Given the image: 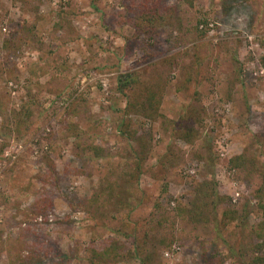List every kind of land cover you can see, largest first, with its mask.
Instances as JSON below:
<instances>
[{
  "label": "rangeland",
  "instance_id": "obj_1",
  "mask_svg": "<svg viewBox=\"0 0 264 264\" xmlns=\"http://www.w3.org/2000/svg\"><path fill=\"white\" fill-rule=\"evenodd\" d=\"M121 1L0 0V264H99L112 237L123 253L104 264L146 253L144 264H202L204 248L220 264H253L262 180L230 160L264 163V0H164L152 33ZM121 73L158 96L155 116L125 112ZM141 148L144 172L131 176ZM107 177L120 188L100 213L90 198ZM211 177L240 217L224 205L208 220L187 212ZM45 198L49 214L35 218Z\"/></svg>",
  "mask_w": 264,
  "mask_h": 264
},
{
  "label": "trees",
  "instance_id": "obj_2",
  "mask_svg": "<svg viewBox=\"0 0 264 264\" xmlns=\"http://www.w3.org/2000/svg\"><path fill=\"white\" fill-rule=\"evenodd\" d=\"M164 0H122L121 4L126 13L123 14L126 18H128V22H132L136 29H140L141 32L145 33H152L154 31V24L153 19L156 14L159 13V7H162ZM189 6H193L197 0H183ZM164 16H159L158 20L163 19ZM12 41L7 40L5 42L6 47H10ZM264 63V57L262 58ZM138 74L137 73H121L117 77V91L125 97L126 100V108L125 112L130 114L132 110L140 111V113H144L147 116H155L159 110V99L155 93H152V90L149 88H139L138 87ZM132 96L135 97V100H132ZM124 125H129L125 120L122 121ZM127 132V131H126ZM183 136L190 140V136H192V132L190 133L189 129L183 134ZM140 143H145V139L140 138ZM98 150V155H100V149L95 148ZM147 153L146 148H141L140 150H136L135 154H137V163L134 166V170L129 174L133 176L135 173L137 176H140L143 171V163L145 161L144 155ZM47 163L50 173L56 175L55 173V163L52 159L47 157ZM230 164L232 168H245L248 165L254 170L262 180L261 185L256 190V197L259 199V206L262 208L264 213V163H261L256 156H248V154L243 153L233 157L230 160ZM80 171V170H79ZM81 172H84L81 170ZM51 177H49L50 179ZM52 179V178H51ZM107 181L101 183V187L99 189L98 194H94L90 198V205L93 207H97L102 213L104 208H99L102 204L111 201L114 198V194L116 188H120V183L116 182H109V178L107 177ZM103 187V188H102ZM195 197L190 202L188 206V211L191 217L198 218L199 220L210 219V216L215 214V210L220 206L224 205L226 207L225 211L223 212L224 217L230 220L237 219L239 214L236 209L230 208L231 207V200L226 195H221L218 191L217 181L214 177L205 180L197 184L195 190ZM166 192V189L163 190V193ZM98 203V206L96 205ZM51 204V200L49 201L47 198L45 199H36L33 204L31 205V213L37 216H47L49 214V205ZM182 210V208H181ZM103 215V214H102ZM212 218V216H211ZM126 239L133 238V252L137 256H141V244L140 238L137 237L135 232H131L130 230L126 229L123 232ZM257 236L260 239L255 246L256 249L260 251L258 256H255L252 259L253 264H264V217L263 221L260 223L259 228L257 230ZM148 232L143 234V242H147L148 240ZM124 242H121L118 239L110 238L106 241V247L104 250H96L98 263L104 264L108 263L110 260H116L120 257L123 253V246ZM144 245V244H143ZM102 260L104 262L102 263ZM143 264L146 260L149 259V253L145 254V257H141ZM23 261V260H22ZM20 261V264H25ZM101 261V262H100ZM223 261L222 258L218 254H210L209 251L204 248L202 255H201V263L202 264H220ZM47 264V263H42Z\"/></svg>",
  "mask_w": 264,
  "mask_h": 264
},
{
  "label": "built area",
  "instance_id": "obj_3",
  "mask_svg": "<svg viewBox=\"0 0 264 264\" xmlns=\"http://www.w3.org/2000/svg\"><path fill=\"white\" fill-rule=\"evenodd\" d=\"M202 28H203V26H202ZM4 30H6V28H4ZM8 154V153H7Z\"/></svg>",
  "mask_w": 264,
  "mask_h": 264
}]
</instances>
